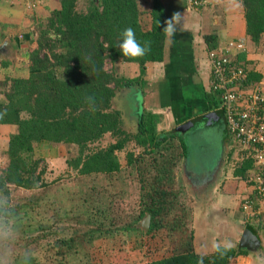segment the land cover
Wrapping results in <instances>:
<instances>
[{
	"label": "trees",
	"instance_id": "16d2710c",
	"mask_svg": "<svg viewBox=\"0 0 264 264\" xmlns=\"http://www.w3.org/2000/svg\"><path fill=\"white\" fill-rule=\"evenodd\" d=\"M79 1L58 0L60 7L49 17L40 19L39 34L34 43L38 53L31 57L28 76H5L0 83V125L17 127L5 151L9 163L0 174V224L12 215H21L19 206H10L15 189H45L60 180L51 182L47 177L45 159H37L35 155L37 145L62 144L76 147L75 156L67 160L70 177L118 174L123 169L121 153L125 154L126 166L139 169L141 164L151 166L152 163L158 187L149 186L147 194L142 196L144 209L140 217L151 215L150 229L144 233L154 236L166 229L161 216L172 205L169 197L174 198L167 187L173 183L175 162L170 159L160 164L158 156L165 155L176 134L160 130L155 115L149 111L142 113L136 133L128 131L122 112L114 108L113 101L123 87L139 83V80L121 78L114 70L108 71L106 64L136 63L144 73L147 63L163 62L166 35L162 27L166 14L161 2L153 0L152 28L147 30L140 8L143 0H85L87 4L81 9ZM241 1L245 8L247 34L259 43L264 35V0ZM128 27L134 30L138 42L149 45L145 56L133 59L122 55L120 33ZM35 32L25 36V42L32 43ZM207 37L211 49H215L217 45L212 36ZM234 64L247 71L241 58L238 57ZM252 75L248 73L249 84ZM227 133L232 136L228 129ZM108 136L112 140L104 146L103 141ZM179 142L186 157L187 145L182 138ZM232 153L229 152L230 157ZM254 166L252 158L244 160L236 171L237 176L247 179ZM141 182L144 184L142 190H146L147 181L141 179ZM31 199L39 202L37 196ZM23 223L19 219V225L23 226ZM138 225L123 228L139 230ZM181 226H171L172 230L175 227L178 231L175 232L181 242L176 243L172 255L144 264H233L238 256L248 253L218 247L209 255L198 254L193 248V233L188 236L187 230ZM70 240L60 238L55 246L60 243L68 252L72 249ZM36 258L31 254L16 259L15 264H37Z\"/></svg>",
	"mask_w": 264,
	"mask_h": 264
},
{
	"label": "rangeland",
	"instance_id": "374dc122",
	"mask_svg": "<svg viewBox=\"0 0 264 264\" xmlns=\"http://www.w3.org/2000/svg\"><path fill=\"white\" fill-rule=\"evenodd\" d=\"M27 1L25 10L17 15V17H23V25H5L11 29L12 34L20 33V38L22 34L28 35L36 31L32 36L33 44L21 40L18 51H14V55L11 52L0 54L9 59L13 66V70L9 73H6L7 70L2 71L6 73V77L28 76L31 57L38 53L34 43L39 34L40 19L49 17L54 9L60 7V4L56 3L57 0H39L37 5L33 3L35 0ZM50 1L56 4L51 5ZM86 4L85 0H80L79 9L85 8ZM47 7L50 8L47 10ZM4 22H8V19ZM6 33L9 35V31H6L1 36ZM1 36L0 48L1 42L5 41V38L3 40ZM17 53L18 56H16ZM5 63L9 64L8 61ZM106 69L114 70L119 77L126 80H139L140 84L132 83V85L123 87L113 101L114 108L122 111L125 128L128 131L136 133L140 123L138 117L144 110H150V107L149 110L142 109L145 103L143 100L147 101L145 105L147 107L152 103L153 108L149 112L155 115L160 128L165 127L168 120H171L169 125H172L175 118L163 114L164 112L159 113L158 108L161 97L168 101L167 97L173 95L171 85L159 82L154 84L151 80L150 82L145 80L148 76L145 78L140 66L136 63L119 61L112 64L107 62ZM0 78L2 79L3 76ZM1 79L0 83L4 80ZM146 82L152 85V89L154 88L153 96L149 92H147L148 95L144 94L146 87L148 88ZM0 130L7 133L17 131L16 127L11 125H1ZM175 130L176 139L172 140L170 145L168 144L165 155L161 158L158 156L160 164L170 159L175 162L173 183L172 186L167 187L172 191L174 200L169 197L172 205L163 211L161 216L162 223L167 226L166 229L153 236L140 229L125 230L123 228L130 225L137 226L145 218L140 217L144 209L141 203L142 196L147 194L149 186H156L158 181L152 163L151 166L149 163L141 164V170L140 167L138 169V167L126 166L125 154L121 153L123 169L118 174L70 177L67 160L75 156L76 147L62 144L37 145L38 152L35 158L45 159L48 179L51 182L58 178L60 180L56 183L52 182L51 186L45 189L34 191L15 189L13 191L10 206H19L22 211L21 215H12L9 220L3 219L0 224V264H15L16 259L31 256V254L37 256V264H144L150 260L172 255L176 245L181 242L176 235L178 231L175 227L172 230L171 226L182 225L181 228L187 230L188 236L193 233V206L196 195L193 196V190H188L187 184L190 179L186 176V168L189 166L190 169L195 168L202 173L206 170V172L211 171L216 162L218 165V155L222 148L221 136L222 132L224 133L220 124L214 127H203L198 124L197 127L189 129L187 134L184 131L176 133ZM178 133H183L182 138L189 153L187 159L180 147L181 136ZM2 134L0 132L1 136ZM5 136L0 138L2 139L0 140V174L5 171L9 163L5 149L10 137ZM233 139L236 140L234 137ZM111 140L108 136L103 141V145L106 146ZM228 160L227 169H231L236 165L235 155L229 157ZM252 175L253 172L250 176ZM141 179L148 183L146 190H142ZM192 183L195 182L192 181ZM151 190H153L152 187ZM32 196H37L39 202L32 200ZM223 198L227 201L226 197ZM19 219L24 222L23 226L19 225ZM60 238H71L72 249L70 251L67 252V249L60 243L55 246Z\"/></svg>",
	"mask_w": 264,
	"mask_h": 264
},
{
	"label": "crops",
	"instance_id": "0c3cea01",
	"mask_svg": "<svg viewBox=\"0 0 264 264\" xmlns=\"http://www.w3.org/2000/svg\"><path fill=\"white\" fill-rule=\"evenodd\" d=\"M37 1L39 0H35L33 3L37 5L39 3ZM57 1L56 3H58ZM159 1L166 14V20L171 18L174 12L181 13V18L176 22L174 35L171 38L166 37L164 61L147 63L143 73L145 78L148 76V79L145 80H151L154 84L159 82L172 86L173 95L167 97L168 101L161 97L158 108L159 113L164 112L163 114L173 116L175 119L171 126L169 125L171 120H168L165 127H159V129L175 133V129L178 132L177 128L188 122H194L192 128L197 127L198 124L203 127H214L220 124L224 129L221 136L222 148L218 155V165L216 162L208 172L206 170L201 173L195 168L190 169L189 166L185 171L187 178L190 179L187 184L188 190H193V196L196 195L192 219L194 251L198 254L209 255L218 247L245 250L248 252L247 255L238 256L233 264H264V214L256 216L250 212V215H247L242 208L243 201L249 196H254V188L248 182L253 170L248 172L247 179L237 176L236 171L243 162L241 161L243 148L232 136L228 135L224 114L221 113L218 120L212 125H208L206 120L200 119L222 110L221 98L211 88L212 68L208 55L211 47L207 36H212L213 42L217 45L215 49L227 46L230 42L243 41L244 49H233L231 58L234 61L238 57L241 58L247 72L253 74L252 81L250 80L251 84L263 86L264 35L259 43H256L247 34L245 8L241 0H209L199 13L188 10L186 0ZM27 2V0H0V36L9 31V35L6 33L5 37L1 36L3 40L5 38V41L1 42L3 49L0 48V54L2 55L5 52H11L14 55V51H18L20 41L25 40V36H28L22 34L23 38L20 40V33L12 34L11 29L6 27V25H23V17H17V15L25 10ZM50 3L51 5L56 4L53 1ZM140 8L143 12V24L147 30H150L152 28L153 0L141 1ZM5 19H8V22H4ZM2 27L6 29L4 30ZM239 54L242 55L239 56ZM2 55H0V77L3 76L2 79H5L6 73L12 71L13 66L10 60ZM18 55L17 53L16 56ZM7 61L8 65L5 63ZM4 70H7L6 73L2 72ZM149 82H146L148 88L146 87L147 90L144 94L148 95L147 92H149L153 96L154 88L152 89ZM143 101L145 103L142 109L149 110L150 107L151 110L153 108L152 103L147 107L145 106L147 101ZM140 118L141 116L138 117V120ZM123 120H125L124 116ZM189 129L184 130V133L187 134ZM0 132L3 133L0 138H3L6 137L5 135L11 137L17 131L7 133L0 130ZM179 135L181 138L183 137V133ZM231 151L233 152L232 156L235 155L236 165L227 169L226 164ZM188 154L187 152V156ZM223 197H226L227 201ZM233 204L236 205L233 206ZM256 207L259 206L256 205ZM247 229L258 239L257 245L253 248L242 246V238Z\"/></svg>",
	"mask_w": 264,
	"mask_h": 264
},
{
	"label": "built area",
	"instance_id": "2783aa9c",
	"mask_svg": "<svg viewBox=\"0 0 264 264\" xmlns=\"http://www.w3.org/2000/svg\"><path fill=\"white\" fill-rule=\"evenodd\" d=\"M208 1L186 0L187 8L199 13ZM233 49L243 50L244 42L234 41L209 50L211 88L221 98L227 129L243 148L241 161L254 160L253 175L248 179L254 196L247 197L242 208L246 214L258 216L264 214V89L259 84L247 83L248 72L231 58Z\"/></svg>",
	"mask_w": 264,
	"mask_h": 264
},
{
	"label": "clouds",
	"instance_id": "9594fccd",
	"mask_svg": "<svg viewBox=\"0 0 264 264\" xmlns=\"http://www.w3.org/2000/svg\"><path fill=\"white\" fill-rule=\"evenodd\" d=\"M181 18L180 12H174L171 18L166 20L163 25V31L166 37L171 38L176 31V22ZM121 42L119 48L124 57L129 58H141L145 56L149 51V45L145 43L142 45L138 42L136 34L131 27L124 29L121 33ZM21 40V38H20Z\"/></svg>",
	"mask_w": 264,
	"mask_h": 264
},
{
	"label": "water",
	"instance_id": "95a60500",
	"mask_svg": "<svg viewBox=\"0 0 264 264\" xmlns=\"http://www.w3.org/2000/svg\"><path fill=\"white\" fill-rule=\"evenodd\" d=\"M1 49H3V47ZM221 113L223 114V110L216 113L208 114L207 116H204L203 118L200 119L206 120L208 125H212L214 124V122L218 120V116ZM193 126H194V122H188L185 125H182L179 128H177V130L184 131L186 129L192 128ZM151 220H152L151 215L146 214L145 218L138 225L139 229L143 230L144 232H147L150 229ZM257 240H258L257 237L249 229H247L242 238V246H248L249 248H253L255 245H257L256 243Z\"/></svg>",
	"mask_w": 264,
	"mask_h": 264
}]
</instances>
